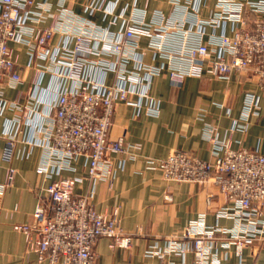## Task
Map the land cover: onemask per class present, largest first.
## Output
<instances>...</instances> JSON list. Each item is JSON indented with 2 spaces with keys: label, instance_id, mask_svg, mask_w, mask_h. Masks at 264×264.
<instances>
[{
  "label": "built area",
  "instance_id": "obj_1",
  "mask_svg": "<svg viewBox=\"0 0 264 264\" xmlns=\"http://www.w3.org/2000/svg\"><path fill=\"white\" fill-rule=\"evenodd\" d=\"M119 1L83 3L87 16L103 13L111 17L108 26L118 23V29L112 31L73 13L66 0H58L55 10L49 0H0V119L8 111L18 113L0 132L5 140L4 161L10 162L14 153L19 112L32 111L37 102L35 93L46 74L56 83L51 115L46 126L37 131L43 137L38 171L49 179L47 203H38L31 225L12 226L14 232L23 235L27 253H34L39 263L95 264L93 246L98 239L109 240L111 248H131L132 238L120 228L117 209L96 211L88 196L74 195L80 179L59 174L70 170L72 160L82 157L91 181L112 186L115 164L111 155L130 157V147L123 137L109 138L111 118L118 103L135 105L133 86L139 81L163 72L173 84L204 74L223 80L237 75L255 80L264 92V0H217V10L208 19L198 16L200 0H170L171 15L154 11L149 20V0L143 8L131 7L128 17L126 7L114 13ZM207 29L211 30L208 34ZM56 34L60 41L52 45ZM142 37L149 39L150 49L167 60L166 66L140 61L137 49ZM22 49L27 62L19 66ZM129 62L135 63L132 71L127 69ZM88 67L112 71L117 82L104 85L93 80L86 75ZM29 81L24 104H19L18 96L6 98V88L16 89ZM146 97V92L139 95L140 99ZM258 101L255 95L245 94L243 122L258 115ZM145 112L158 115L153 106ZM235 127L246 129V125ZM207 140L208 160L174 150L165 159L148 163L154 164L167 182L216 188L225 199L217 216L232 221L234 226H208L205 216L198 215L180 234L169 237L163 250L146 252L162 264H176L175 257L178 264H220L218 248L232 247L233 255L240 259L247 246L264 242V154L234 149L230 139L220 141L215 133ZM13 175L14 169L8 168L6 180L0 184V196L11 185ZM165 200L169 202L171 197ZM189 255L190 263L186 260Z\"/></svg>",
  "mask_w": 264,
  "mask_h": 264
},
{
  "label": "crops",
  "instance_id": "obj_2",
  "mask_svg": "<svg viewBox=\"0 0 264 264\" xmlns=\"http://www.w3.org/2000/svg\"><path fill=\"white\" fill-rule=\"evenodd\" d=\"M66 1L73 13L83 16L92 25L112 31L118 29V23L108 26L111 17L103 13L91 16L84 14L83 3L86 0ZM145 1L120 0L114 13L117 15L126 7L125 15L128 17L131 7L143 8ZM49 2L55 10L58 0ZM216 2L200 0L197 5L198 16L201 19L211 17L217 10ZM154 11L169 16L173 6L170 0H149L147 20ZM206 32L208 34L211 30L207 29ZM219 32L216 31L217 34ZM59 41L60 35L56 34L51 44L55 45ZM138 45L137 53L142 63L167 65L166 59L150 49L148 38H140ZM12 46L16 48V45ZM26 62L27 56L22 49L19 66ZM134 68V62L127 64L130 71ZM86 75L104 85L117 82L115 73L97 67H88ZM30 85L29 81L16 89L6 88L5 96L8 99L18 96L19 104H24L25 93ZM133 88L136 95L132 102L135 105L118 103L111 118L109 138L123 137L130 147L131 157L111 155L115 164L112 186L109 188L104 181H91L87 177L86 161L82 157L72 160L70 170L59 174L61 177L80 179L75 184L74 195L88 196L96 211L117 209L120 228L124 235L132 238L129 249L111 248L109 240L98 239L93 246L95 264H162L157 257L147 256L146 252L152 248L163 250L169 237L180 234L189 221L201 214L205 216L208 226L233 228L232 221L217 216L225 205V199L217 193L216 188L203 189L193 183L167 182L163 180L159 169L148 163L149 160L161 161L174 150H183L208 160L210 144L207 137L211 133H215L220 141L230 139L234 149L264 154V92L255 80L237 75L223 80L204 74L200 78L187 77L181 84H173L163 72L148 81H139ZM144 92L147 97L140 99L139 95ZM246 93L258 97V115L243 122L241 117ZM35 95L37 102L32 111L30 108L19 112V133L10 162L3 159L5 140L0 138V184L6 180L8 168L14 169L11 185L0 196V264H49L48 261L39 263L34 253H27L23 235L12 229L15 224L31 225L32 213L38 203H47L45 189L49 179L38 171L43 155L40 146L43 137L37 131L46 126L51 115V103L56 98V83L50 81L49 75L44 76ZM148 106L155 107L158 115H147L145 111ZM17 114L16 111L4 114L0 119V132L5 129V123ZM235 125H246V129L236 128ZM166 196H170L171 201L167 202ZM217 254L220 264H264V242L255 241L247 246L240 259L233 255L232 247L228 250L220 247ZM173 260L178 264V258ZM186 260L190 263L192 256H187ZM55 264H61V261Z\"/></svg>",
  "mask_w": 264,
  "mask_h": 264
}]
</instances>
